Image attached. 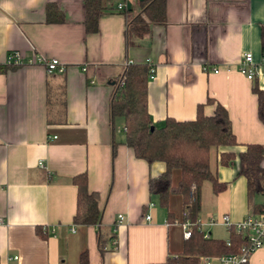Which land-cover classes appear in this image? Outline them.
Returning <instances> with one entry per match:
<instances>
[{"label":"crops","instance_id":"0c3cea01","mask_svg":"<svg viewBox=\"0 0 264 264\" xmlns=\"http://www.w3.org/2000/svg\"><path fill=\"white\" fill-rule=\"evenodd\" d=\"M119 3L139 11L137 0H106L98 30L86 33L84 0H0V264H78L83 251L89 264H150L183 249L177 206H160L148 188L164 164L136 158L124 144L123 118L111 116L115 80L127 62L155 64L147 110L156 126L167 117L193 119L199 104L207 116L216 104L227 110L238 145L220 151L235 156L222 165L219 151L211 152V168L227 186L215 194L209 182L202 185L198 217L235 222L250 213L237 154L243 144H264V125L253 81L237 68L242 52L263 57L264 0H166V23L129 44ZM48 4L62 12V22H47ZM10 52L23 60L56 58L65 71L6 65ZM257 82L264 88V74ZM82 172L98 193V225L73 222L71 179ZM258 200L263 204L264 195ZM118 214L124 221L115 230ZM216 228L222 237H214ZM207 229L214 239L230 236L221 224ZM249 264H264V246Z\"/></svg>","mask_w":264,"mask_h":264},{"label":"trees","instance_id":"16d2710c","mask_svg":"<svg viewBox=\"0 0 264 264\" xmlns=\"http://www.w3.org/2000/svg\"><path fill=\"white\" fill-rule=\"evenodd\" d=\"M106 0H84L83 25L86 33L98 30V21L104 10ZM139 11L125 9L126 44L133 37H142L150 32L152 25L166 23V0H137ZM64 19L62 12L54 5L46 7V20L60 23ZM261 52L264 57V25L261 26ZM149 64L128 63L115 80L114 91L110 100L112 117H121L124 121V144L133 155L149 165L159 161L164 170L158 176L150 178L148 188L157 203L168 209L173 195H179L183 205V221L196 222L201 208V188L209 182L213 193L223 191L227 184L218 180L211 168V152L219 151V163L227 165L235 156L233 151L222 150L238 145L232 131L227 110L216 104L213 115L203 112L199 104L196 116L190 120H177L167 117L163 124L156 126L147 110V84ZM120 79L124 80L119 86ZM252 92L257 96V114L264 125V88L253 80ZM206 102L213 103L211 98ZM238 156L239 175L246 180V197L250 213H259L262 203L258 197L264 195V144H243ZM115 151V149H114ZM180 171V179L174 184L173 172ZM77 188L76 210L73 222L79 225H98L101 210L98 206V193L88 189L85 172L71 179ZM171 216L172 213L169 212ZM102 235L98 233L100 244ZM230 243L225 240L204 237L203 232L193 227L190 238L184 240L181 252L170 256L162 263L150 264H200L203 256L234 254L240 251L245 240L241 235L230 233ZM101 247V244L99 245ZM78 264H89L87 251H83Z\"/></svg>","mask_w":264,"mask_h":264},{"label":"built area","instance_id":"2783aa9c","mask_svg":"<svg viewBox=\"0 0 264 264\" xmlns=\"http://www.w3.org/2000/svg\"><path fill=\"white\" fill-rule=\"evenodd\" d=\"M126 9V4L119 3L116 6V10L124 11ZM149 64V80H152L155 76V64L146 60ZM34 64L39 63L43 64L46 68V71L49 74L54 73H63L65 71L64 65L56 59H44L41 56L33 57L29 60H23V57L18 52L8 53L5 64L9 66H17L22 64ZM128 64V62L126 63ZM238 71L243 74L248 80L253 81L255 78H258L264 74V57L260 61H255L252 52L245 51L242 52L240 61L238 63ZM204 70H207V67H204ZM214 72H219L218 68L212 69ZM124 80L120 79L119 86H123ZM40 165H43L40 162ZM262 209L259 213L253 214L248 213L244 218L239 221H231L228 215H223L221 218L210 214L207 216L205 221H202L199 217L196 222H191L185 220L181 222L183 238L188 239L192 234L194 226H197L201 232H203L204 237H209L211 234L207 228L215 226L217 224L223 225L229 233H234L241 235L245 240L244 244L240 248L238 253L234 254H223L218 256H203L200 259V264H249L250 256L258 249L264 246V203L262 204ZM146 219H150V216H146ZM124 221L123 214H118L115 221V230L116 227L122 224ZM0 224H2V219L0 218ZM114 230V231H115ZM225 242L230 243V238H226ZM115 243V241H114ZM18 256H12L9 260H18Z\"/></svg>","mask_w":264,"mask_h":264},{"label":"rangeland","instance_id":"374dc122","mask_svg":"<svg viewBox=\"0 0 264 264\" xmlns=\"http://www.w3.org/2000/svg\"><path fill=\"white\" fill-rule=\"evenodd\" d=\"M179 179H180V171L179 170H175L173 172V182H174V184H176L179 181ZM172 197L177 198V201H176V199H174L175 200L174 201L173 198H172V200L170 202V205L172 204V207L175 208V209H176V206H177V211H178L177 213H178V216L180 217L179 220L181 222L183 220V212H181L180 215H179V213H180V210H182V207H183L182 206V199H181V197L179 195H173ZM213 235H214V237H222L224 235V233H223L222 229L216 228L214 230V232H213Z\"/></svg>","mask_w":264,"mask_h":264}]
</instances>
